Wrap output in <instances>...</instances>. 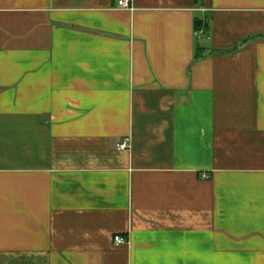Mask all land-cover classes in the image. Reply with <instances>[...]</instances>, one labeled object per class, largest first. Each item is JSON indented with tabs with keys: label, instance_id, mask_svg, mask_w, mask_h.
<instances>
[{
	"label": "crops",
	"instance_id": "obj_1",
	"mask_svg": "<svg viewBox=\"0 0 264 264\" xmlns=\"http://www.w3.org/2000/svg\"><path fill=\"white\" fill-rule=\"evenodd\" d=\"M116 1L0 0V264H264V0Z\"/></svg>",
	"mask_w": 264,
	"mask_h": 264
},
{
	"label": "built area",
	"instance_id": "obj_2",
	"mask_svg": "<svg viewBox=\"0 0 264 264\" xmlns=\"http://www.w3.org/2000/svg\"><path fill=\"white\" fill-rule=\"evenodd\" d=\"M131 6V0H117L116 1V7L118 9H129ZM194 36L195 37H201L202 36V30H196L194 32ZM129 147V139H125L121 144H119L117 147H116V150H125ZM126 241L120 237V236H116L114 238V244L117 246V245H121V244H124Z\"/></svg>",
	"mask_w": 264,
	"mask_h": 264
},
{
	"label": "trees",
	"instance_id": "obj_3",
	"mask_svg": "<svg viewBox=\"0 0 264 264\" xmlns=\"http://www.w3.org/2000/svg\"><path fill=\"white\" fill-rule=\"evenodd\" d=\"M195 1H197V0H195ZM200 25H201V22L195 21V29L196 30L199 29ZM214 53L215 54H223V53H231V52H218V51H215Z\"/></svg>",
	"mask_w": 264,
	"mask_h": 264
}]
</instances>
